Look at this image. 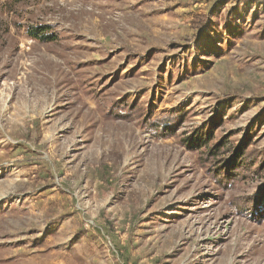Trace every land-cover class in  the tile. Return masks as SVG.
<instances>
[{"label": "rangeland", "instance_id": "rangeland-1", "mask_svg": "<svg viewBox=\"0 0 264 264\" xmlns=\"http://www.w3.org/2000/svg\"><path fill=\"white\" fill-rule=\"evenodd\" d=\"M0 264H264V0H0Z\"/></svg>", "mask_w": 264, "mask_h": 264}, {"label": "trees", "instance_id": "trees-1", "mask_svg": "<svg viewBox=\"0 0 264 264\" xmlns=\"http://www.w3.org/2000/svg\"><path fill=\"white\" fill-rule=\"evenodd\" d=\"M32 37L35 39L45 40L47 35L41 32L40 30L36 29L35 32H33ZM205 145H208V144H205ZM215 152H217V148L211 151L212 155L215 154Z\"/></svg>", "mask_w": 264, "mask_h": 264}]
</instances>
